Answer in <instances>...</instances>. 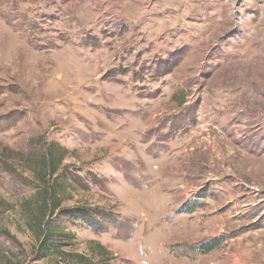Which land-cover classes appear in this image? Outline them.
Returning a JSON list of instances; mask_svg holds the SVG:
<instances>
[{
  "label": "rangeland",
  "instance_id": "rangeland-1",
  "mask_svg": "<svg viewBox=\"0 0 264 264\" xmlns=\"http://www.w3.org/2000/svg\"><path fill=\"white\" fill-rule=\"evenodd\" d=\"M0 264H264V0H0Z\"/></svg>",
  "mask_w": 264,
  "mask_h": 264
},
{
  "label": "trees",
  "instance_id": "trees-1",
  "mask_svg": "<svg viewBox=\"0 0 264 264\" xmlns=\"http://www.w3.org/2000/svg\"><path fill=\"white\" fill-rule=\"evenodd\" d=\"M55 145L50 144L48 149L46 150L44 157V169L46 170V176L42 175V181L47 182L53 177L58 170V164L63 160L64 157H61L55 151ZM48 186L43 188L41 191L42 198V206L39 215L32 219V225L36 229V232L39 237V243L37 245L36 250L33 253V257L36 261L46 260L48 257L60 255V250H62L66 245L63 243L52 242V237L58 236V234H54L53 226L47 222V219L54 215L55 211L58 210V200L57 198V190L59 185L57 183H52V185L47 184ZM83 211V210H81ZM2 234L13 240V237L6 231L2 232ZM218 240L213 239L209 242L203 243L199 246L202 253H207L211 251L217 245ZM64 246V247H63ZM68 259H71L73 262L80 261L82 257L77 254H68Z\"/></svg>",
  "mask_w": 264,
  "mask_h": 264
},
{
  "label": "crops",
  "instance_id": "crops-1",
  "mask_svg": "<svg viewBox=\"0 0 264 264\" xmlns=\"http://www.w3.org/2000/svg\"><path fill=\"white\" fill-rule=\"evenodd\" d=\"M121 26V25H120ZM159 33V32H158Z\"/></svg>",
  "mask_w": 264,
  "mask_h": 264
}]
</instances>
